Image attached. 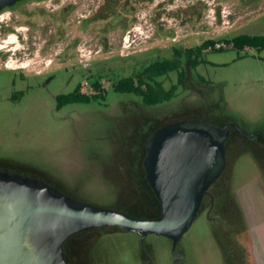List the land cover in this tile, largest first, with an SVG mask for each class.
<instances>
[{
	"label": "rangeland",
	"instance_id": "374dc122",
	"mask_svg": "<svg viewBox=\"0 0 264 264\" xmlns=\"http://www.w3.org/2000/svg\"><path fill=\"white\" fill-rule=\"evenodd\" d=\"M262 22L264 0H26L0 13V45L15 34L0 50V169L81 202L155 217L161 203L142 161L156 128L195 117L262 132L246 147L237 137L227 143L213 199L204 198L175 252L167 236L103 226L69 238L70 264H264V49L219 40L222 50L206 49L195 69L184 56L185 85L158 105L113 90L121 76L176 48L264 35ZM97 80L104 100L58 109L57 95L78 84L95 93ZM160 80L169 88L177 72Z\"/></svg>",
	"mask_w": 264,
	"mask_h": 264
},
{
	"label": "water",
	"instance_id": "95a60500",
	"mask_svg": "<svg viewBox=\"0 0 264 264\" xmlns=\"http://www.w3.org/2000/svg\"><path fill=\"white\" fill-rule=\"evenodd\" d=\"M19 0H0V10ZM231 126L185 117L156 128L142 161L146 179L161 203L155 217H139L73 199L28 174L0 169V264H70L68 239L117 225L144 239L169 237L172 251L197 217L204 197L227 166Z\"/></svg>",
	"mask_w": 264,
	"mask_h": 264
},
{
	"label": "trees",
	"instance_id": "16d2710c",
	"mask_svg": "<svg viewBox=\"0 0 264 264\" xmlns=\"http://www.w3.org/2000/svg\"><path fill=\"white\" fill-rule=\"evenodd\" d=\"M232 43L235 48L242 49L246 46L264 49V35H249L242 33L232 38L209 39L202 44L187 49H175L173 57H163L151 60L140 68H135L130 74L121 76L114 84L113 90L119 93L135 94L141 97L145 105L153 106L166 101H170L176 96L180 86H184L187 80V70L183 66V57L186 56L187 65L195 69L200 64L205 63L203 54L210 48L212 51H220L216 48L218 41ZM177 72L178 80L169 88L164 86L161 77ZM92 87L95 93L87 94L80 91L79 84L69 93L56 96L58 109L69 103H90L105 99V95L100 92L101 85L95 81ZM104 91V90H103Z\"/></svg>",
	"mask_w": 264,
	"mask_h": 264
},
{
	"label": "flooded vegetation",
	"instance_id": "af4514ba",
	"mask_svg": "<svg viewBox=\"0 0 264 264\" xmlns=\"http://www.w3.org/2000/svg\"><path fill=\"white\" fill-rule=\"evenodd\" d=\"M24 1H26V0H19V1H16L15 3H13V4H8V5H6L4 8H2L1 10H0V13L1 12H3L4 10H6L7 8H12V7H15V6H17V5H19V4H21L22 2H24ZM25 13H27V11L25 12ZM29 13H31L30 11H29ZM29 23H31V22H29ZM262 24H264L263 22H262ZM0 26H2V25H0ZM18 30H21V29H23L22 27H19V28H17ZM28 29H31L30 27L28 28ZM11 35H15V34H13V33H10L9 35H7V37H6V39H3L2 40V44L0 45V50L1 49H3L4 47H6L8 44H10V36ZM3 43H5V44H3ZM8 67H10V68H17V67H28V65L29 64H26V63H23V64H20V65H16V66H9V63H7L6 64ZM225 125V124H224ZM242 130L244 131V133H241V131H239L238 129H236L234 126H231V133H230V137H229V139L227 140V142H226V146H227V143L232 139V138H234V137H237L238 139H240V140H242V142H243V144H244V147H246L247 146V144H248V141L249 140H257V142H260V134L262 133V132H260V131H254V132H251V133H249V132H246L243 128H242ZM255 142V141H254ZM251 143H253V142H251ZM260 144V143H259ZM256 146V145H255ZM256 147H258V146H256ZM4 170H8V169H4ZM8 171H10V172H18V171H16V170H8ZM18 173H21V172H18ZM21 174H24V173H21ZM207 196H211L212 197V199H213V195H211L210 193H208L205 197H207ZM204 197V198H205ZM203 203V202H202ZM69 240V239H68Z\"/></svg>",
	"mask_w": 264,
	"mask_h": 264
}]
</instances>
